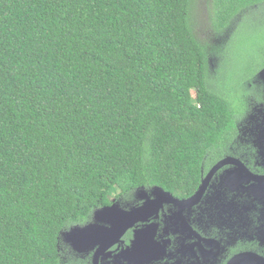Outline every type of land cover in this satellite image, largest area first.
Returning <instances> with one entry per match:
<instances>
[{
	"label": "trees",
	"instance_id": "obj_1",
	"mask_svg": "<svg viewBox=\"0 0 264 264\" xmlns=\"http://www.w3.org/2000/svg\"><path fill=\"white\" fill-rule=\"evenodd\" d=\"M197 4L0 0V264H84L61 231L140 185L192 189L246 109L212 85L226 48ZM263 4L212 0L215 36Z\"/></svg>",
	"mask_w": 264,
	"mask_h": 264
},
{
	"label": "flooded vegetation",
	"instance_id": "obj_2",
	"mask_svg": "<svg viewBox=\"0 0 264 264\" xmlns=\"http://www.w3.org/2000/svg\"><path fill=\"white\" fill-rule=\"evenodd\" d=\"M263 69L246 78V109L203 159L192 189L140 185L112 196L106 205L131 211L120 215L131 226L97 255L98 247L70 246L75 256L84 264H264ZM91 222L93 214L82 225Z\"/></svg>",
	"mask_w": 264,
	"mask_h": 264
},
{
	"label": "rangeland",
	"instance_id": "obj_3",
	"mask_svg": "<svg viewBox=\"0 0 264 264\" xmlns=\"http://www.w3.org/2000/svg\"><path fill=\"white\" fill-rule=\"evenodd\" d=\"M213 12L212 0H198L195 17L198 32L212 44L218 43L226 48L223 55L217 51L214 57L212 65L216 72L212 85L223 91L246 92V78L252 77L264 63V4L249 15L241 16L231 30L224 29L222 40L213 32ZM220 55L222 62L217 61Z\"/></svg>",
	"mask_w": 264,
	"mask_h": 264
},
{
	"label": "water",
	"instance_id": "obj_4",
	"mask_svg": "<svg viewBox=\"0 0 264 264\" xmlns=\"http://www.w3.org/2000/svg\"><path fill=\"white\" fill-rule=\"evenodd\" d=\"M259 75L264 77V69ZM130 212L120 209L117 203L104 205L94 211L93 218L95 222L82 226L74 225L70 229L61 231L60 237L78 253L98 247L95 254L97 255L114 244L131 226V221L127 217L120 216L122 213L130 214ZM103 221H106L108 225H102Z\"/></svg>",
	"mask_w": 264,
	"mask_h": 264
}]
</instances>
